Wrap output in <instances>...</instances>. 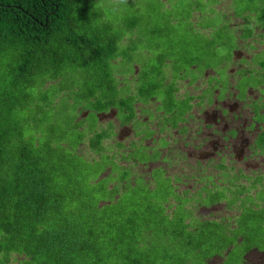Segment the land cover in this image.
<instances>
[{
  "label": "rangeland",
  "instance_id": "1",
  "mask_svg": "<svg viewBox=\"0 0 264 264\" xmlns=\"http://www.w3.org/2000/svg\"><path fill=\"white\" fill-rule=\"evenodd\" d=\"M85 15L89 16L94 28L91 32L100 37L97 44L107 48L112 42L110 47L115 48L116 60L98 64L102 67L96 74L67 67L61 76L52 80V61L48 60L41 72L16 76L20 48L2 43L0 126L7 135L10 155L16 154L15 146L19 144L35 145L43 151L56 141L61 142V150L69 152L65 147H70L76 152L78 136L85 138L86 143L91 137L89 133L97 128L98 119L92 112V103L97 99L108 98L113 107L119 109V98L129 105L130 90L140 100L147 99L149 94L144 90L151 91L148 84L151 83L154 86L151 93L159 102H165L169 83L176 87L173 81L181 72L182 77L195 76L203 82L204 69L212 70L213 75L204 82L208 85L213 82L211 89L219 91L220 97L224 93L236 94L239 100L248 87L259 96L264 95V0H91ZM235 50L240 52L233 57ZM241 57L245 59L237 61ZM134 66L139 73L137 77L133 74ZM191 66H196L195 70L190 69ZM162 83L165 85L161 88ZM139 88L144 92H139ZM211 89L203 91L200 98L208 99ZM92 91L96 92V97L90 100L88 95ZM179 104L186 105V102ZM142 113L152 118L147 111ZM109 118L102 116L99 121L102 125L106 123V129L111 127L106 122ZM123 118L119 112L118 119ZM109 135H113L112 132ZM110 141L115 143L117 139ZM85 146L81 152L90 153L88 145ZM109 146L105 145V152L117 151L114 146ZM128 151V147L125 150L123 147L118 154L125 155ZM138 152L135 149L132 154L136 159ZM155 152L154 148V155ZM167 155L169 158L163 161L169 164H164L169 174H188V170L181 169L184 163L179 169V164L172 159L170 166L171 155ZM175 157L178 159L177 153ZM171 179L180 182L178 178ZM135 184L141 186L139 180ZM154 187L159 194L168 192L164 182L160 181ZM262 193L257 195L258 199ZM225 212L218 211L217 216L224 217ZM260 213L250 209L242 211L237 223L247 229L249 236L238 242L221 239L224 226L205 228L192 212L184 210L189 225L196 227L191 239L199 246L179 250L178 244L184 240H177L179 243L169 241L185 264H264L262 255H250L246 258L247 263L244 257L248 249L264 251V226L260 227L264 210ZM196 214L203 215L201 212ZM228 214H235V210ZM21 259L13 255L10 264H19Z\"/></svg>",
  "mask_w": 264,
  "mask_h": 264
},
{
  "label": "trees",
  "instance_id": "2",
  "mask_svg": "<svg viewBox=\"0 0 264 264\" xmlns=\"http://www.w3.org/2000/svg\"><path fill=\"white\" fill-rule=\"evenodd\" d=\"M90 1L0 0V47L19 46L16 76L39 73L48 60L52 80L67 67L91 75L101 62L116 60L112 42L104 48L91 32ZM111 107L105 97L92 103L95 112ZM103 138H89L98 159L61 150L60 141L43 151L19 144L10 155L0 126V264L13 255L22 258L19 264H185L169 240H184L177 241L179 250L196 249V227L185 223L184 210L164 207L169 192L132 187ZM84 139L78 136V143Z\"/></svg>",
  "mask_w": 264,
  "mask_h": 264
},
{
  "label": "flooded vegetation",
  "instance_id": "3",
  "mask_svg": "<svg viewBox=\"0 0 264 264\" xmlns=\"http://www.w3.org/2000/svg\"><path fill=\"white\" fill-rule=\"evenodd\" d=\"M239 52L235 50L233 57ZM242 59L245 58L237 61ZM136 68L134 66V77L139 75ZM195 68L190 67L192 70ZM183 75V72L179 73L173 81L176 87L169 83L170 91L164 95L165 102H159L157 96L151 93L154 86L148 83L152 89L149 92L144 90L149 94L145 100H140L130 90L127 96L129 105L122 106L123 99L119 98V109L92 110L98 120L97 128L89 134L91 137L103 135L101 145L104 149H107L105 145L117 149L107 154L112 155L118 166L129 173L128 181L132 187L139 180L141 187L152 191L158 182H164L170 193L164 207L192 212L205 228L224 226L225 233L221 239L242 242L249 236L247 229L237 223L242 211L256 210L259 214L260 210H264V95L261 97L248 87L239 100L236 94L224 93L220 97L219 91L211 89L213 82L210 85L204 82L213 75L208 68L204 69L203 82L202 78ZM206 89H211V94L208 99H201ZM144 91L139 88V92ZM182 101L186 105H180ZM142 111H147L152 118L143 115ZM119 112L124 116L122 120L118 119ZM102 116H110L106 120L111 124L109 129H106V123L102 125L99 122ZM110 132L113 135H109ZM112 138L117 141L112 143ZM170 143L176 148H170ZM85 145H88L90 153L81 152ZM123 147L124 150L128 147V153L118 154ZM135 149L139 150L137 159L132 155ZM78 152L84 159L99 158L91 152L89 138L86 143L83 140L78 145ZM167 154L171 155L170 166L172 159L179 164V169L184 163L181 169L188 170V174H169L164 167V164H169L163 161L169 158ZM154 172L163 176L154 175ZM171 177L178 178L180 182L175 183ZM166 178L171 180L170 183ZM116 184L124 186L128 183ZM260 193L263 196L258 199ZM233 210L235 214L229 216L228 211ZM218 211L227 212L223 217L217 216ZM197 212L203 215H197ZM185 223L189 224L187 220ZM263 226L264 219L260 227ZM250 255L264 257V251L248 249L244 255L245 262Z\"/></svg>",
  "mask_w": 264,
  "mask_h": 264
}]
</instances>
